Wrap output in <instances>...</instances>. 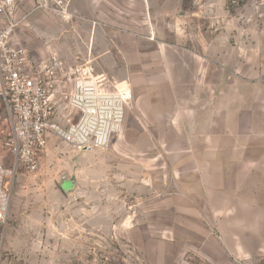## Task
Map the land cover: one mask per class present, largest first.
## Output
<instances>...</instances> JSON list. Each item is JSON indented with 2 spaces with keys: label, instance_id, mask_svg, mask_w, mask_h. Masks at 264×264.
Masks as SVG:
<instances>
[{
  "label": "rangeland",
  "instance_id": "obj_1",
  "mask_svg": "<svg viewBox=\"0 0 264 264\" xmlns=\"http://www.w3.org/2000/svg\"><path fill=\"white\" fill-rule=\"evenodd\" d=\"M48 2L14 0L0 25L35 63L90 61L130 97L107 146L51 134L16 169L0 264H264V0ZM13 121L0 95L10 168Z\"/></svg>",
  "mask_w": 264,
  "mask_h": 264
},
{
  "label": "built area",
  "instance_id": "obj_2",
  "mask_svg": "<svg viewBox=\"0 0 264 264\" xmlns=\"http://www.w3.org/2000/svg\"><path fill=\"white\" fill-rule=\"evenodd\" d=\"M39 7L49 6L38 0ZM13 14L14 0L0 3V12ZM17 22L0 25V95L13 114L7 145L14 156V167L0 161V221L6 222L12 203V178L19 166L35 170L51 134L78 150L107 146L122 128L130 90L108 83L90 62L67 63L52 53L44 64H37L28 51L14 40ZM70 85V91L64 92ZM78 115L76 122L63 127L55 122L60 101Z\"/></svg>",
  "mask_w": 264,
  "mask_h": 264
}]
</instances>
